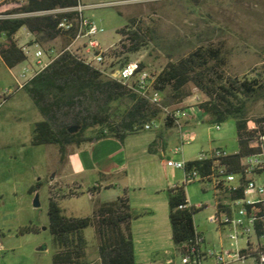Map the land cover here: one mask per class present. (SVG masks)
I'll return each mask as SVG.
<instances>
[{
	"label": "rangeland",
	"instance_id": "374dc122",
	"mask_svg": "<svg viewBox=\"0 0 264 264\" xmlns=\"http://www.w3.org/2000/svg\"><path fill=\"white\" fill-rule=\"evenodd\" d=\"M5 1L1 0L0 4ZM79 1L89 6L83 12L84 17L102 30L96 37L101 47H118L106 56L109 68L117 69L126 64L127 55L123 54L124 50L119 43L121 36L117 31L134 18L142 21L143 27L148 29L149 40L140 52L130 56V62L140 61L153 74H158L169 63H175L203 46L222 51L226 77L238 80L256 78L264 83V0ZM16 36L21 45L27 44L32 38L26 28L20 29ZM60 36L63 47L70 45L69 34L62 32ZM5 41L6 36L1 35L0 44ZM38 42L46 49L50 46L46 40ZM19 69L14 73H18ZM100 79L109 81L106 77ZM16 86L0 57V243L3 246L0 264H53L58 246L49 230L48 210L50 182L61 169L56 159L58 148L33 146L29 141L31 129L27 124L28 114L31 117L30 112L35 108L26 90L16 91L13 100L3 96L6 90ZM190 89L191 96L200 94L206 100L197 88L190 86ZM94 96L93 100L84 96L78 108L96 113L98 107L103 105L105 96ZM195 96L170 107H183L186 101L192 103ZM164 97L162 94L163 101ZM109 107L114 118L115 114L128 107V103L126 100L118 101ZM68 113L62 123L72 125L77 116V108L73 112L68 110ZM261 118H264V96L249 101L246 110L248 123L258 125L256 120ZM155 120L159 125L157 129L142 130L127 136L123 142L116 138H106L85 143L81 149L85 151L87 171L82 175L70 176L66 181L71 184V189H74L72 184L77 182L80 186L77 187V195L65 196V199L59 201L67 217L85 218L92 216L100 205L127 195L135 207L132 212L143 215L133 220L140 240L137 264H165L169 259L180 262L172 240L168 197L171 188L184 185L185 172L175 167H165L164 159L171 157L177 162L195 161L203 151L217 148L230 155L238 152L234 120L221 123L220 130L205 119L185 128L196 138L193 143L183 147V155L171 153L180 147L178 129L165 128L162 113ZM140 127L138 125L139 130ZM99 130V126L93 127L84 133V137H93V131ZM155 141L156 150L150 152V146ZM124 165L128 167V174H117L118 168ZM102 174L109 175L110 179L103 180ZM261 181H264V176ZM37 182L42 184L38 193L39 206H35L37 194L31 195L29 191ZM111 182L117 186L106 189ZM98 184L101 185L100 190ZM185 191L190 204L197 210L199 205L206 206L194 216L196 231L205 237V246L213 251L231 249L226 238L228 231L219 232L208 221L214 214L213 190L203 182H195L188 184ZM89 192L94 195V199L89 196ZM151 210L155 212V217ZM29 226L35 232L20 235L19 231ZM83 234L87 241V261L99 264L94 260L99 255L97 233L89 227ZM252 240L258 244L256 236L253 235ZM239 246L245 247L244 241L239 242ZM239 264H255L254 257Z\"/></svg>",
	"mask_w": 264,
	"mask_h": 264
},
{
	"label": "trees",
	"instance_id": "16d2710c",
	"mask_svg": "<svg viewBox=\"0 0 264 264\" xmlns=\"http://www.w3.org/2000/svg\"><path fill=\"white\" fill-rule=\"evenodd\" d=\"M79 0H30L25 7H20L14 1H5L0 4V14L9 15L17 12H43L58 8H75ZM65 15L56 17H35L27 19H8L0 21V36L5 35L6 41L0 44V57L8 68H14L26 61V56L18 47L15 36L22 28H26L33 34L36 40H54L62 34L57 30V25ZM74 17L75 14H70ZM149 31L143 27L142 21L131 19L124 28L117 31L121 36L123 54H126V64L130 62V56L140 52L149 40ZM76 35V31L70 34V41ZM123 37V38H122ZM66 43H69L67 41ZM61 60H69V64L63 70L72 72V82L75 88L73 104L68 109H74L82 103L83 97L93 100L95 94L105 96L102 106L96 113L86 110V118L79 114L73 124L55 131L48 122L36 124L34 129V146L56 145L59 147L61 162L63 163L67 148L72 145H81L89 140L84 133L90 128L99 126L97 140L115 137L123 141L127 136L138 134L142 130H135V126H142L146 122L153 121L162 113L161 108L144 101L137 94L130 92L125 86L114 81H102L99 73L89 67H85L71 55L61 57ZM225 60L219 48L198 47L189 56L175 63H169L161 72L155 74V88L165 95L163 105L171 106L181 104L191 97L190 86L197 88L205 95L206 100L201 105L204 119L208 123L221 124L228 120H234L237 127L238 152L224 160L229 167V172L238 173L241 169L242 158L252 154L246 139V110L247 104L252 99L257 100L264 96V83L256 78L244 80L231 79L225 76ZM83 66V67H82ZM145 65L140 64V68ZM127 101L128 107L114 115L109 105L115 102ZM120 110V109H119ZM260 129L264 131V118L257 119ZM80 125L82 128L75 134L68 132L71 126ZM165 128L172 129L173 123L165 122ZM153 152V144L150 146ZM210 164L188 161L187 171L196 169L208 172ZM187 185L174 186L169 190V219L172 229V240L176 251H180L183 245L191 243L196 237L194 216L199 209H181L187 201ZM41 188V183H36L30 189L33 194ZM96 190V189H95ZM49 230L58 246L53 256V264H91L86 259L87 241L83 231L89 227L94 228L98 235L99 264H137L135 260L134 238L131 230V222L143 215H135L129 206L126 196L118 198L114 202L100 205L92 216L85 218L67 217L57 201L49 202ZM35 232L29 226L22 228L19 233Z\"/></svg>",
	"mask_w": 264,
	"mask_h": 264
},
{
	"label": "built area",
	"instance_id": "2783aa9c",
	"mask_svg": "<svg viewBox=\"0 0 264 264\" xmlns=\"http://www.w3.org/2000/svg\"><path fill=\"white\" fill-rule=\"evenodd\" d=\"M6 1H14L20 7H25L30 0ZM87 8L89 6L79 3L75 8L0 14V21L65 15L57 25V30L69 35L76 31V35L70 45L58 54L57 59L71 55L77 61L98 72L99 77H106L109 81L117 82L144 101L161 108L165 122L171 121L173 127L179 131L180 147H176L171 153L172 155H183V147L193 143L196 138L191 131L185 128L204 119L201 110V105L205 101L204 97L196 94L192 103L186 101L187 104L180 108L164 106L162 92L155 88V74L147 67L140 68V61L127 63L117 69L107 67L106 56L117 50L118 47L116 45L105 49L101 47L96 37L102 30L94 22L84 17L83 12ZM70 14H75V16L70 17ZM31 35L32 38L27 44H19L17 36H15V41L25 54L26 61H37L39 70L32 72L31 69H25L20 75L17 86L4 92L5 98L13 95L16 91L25 89L32 80L28 77L29 74H33L34 78L50 66V64H43L42 60L47 57L46 51L35 36ZM76 108L77 114L86 118V109L78 108V106ZM68 110L73 112L75 108ZM158 127V121L153 120L144 123L140 129L153 131ZM134 129L138 130L139 128L135 126ZM216 129L220 130L221 126L216 124ZM245 132L249 148L254 152L242 158L241 169L238 173L229 172V167L224 163L229 154L220 148L203 151L197 159L202 164H210L208 172L196 169L187 171L188 161L186 160L177 162L171 157L164 159L165 167L184 170L185 185L203 182L213 190L214 205L212 208L214 214L208 221L217 227V231H228L226 238L231 247V249L222 248L220 251L210 250L205 246L206 240L203 234L197 232L193 242L184 244L180 251H176L180 262L169 259L165 264H239L244 263L250 257H254L255 264H264V181H261V177L264 176V131L256 123L249 122ZM76 195V192L69 194V196ZM89 196L94 199V195L90 192ZM63 197L65 195L57 187L51 189L52 200L57 201ZM191 207L188 199L184 205L180 206L181 209ZM198 208L203 209L206 206L199 205ZM253 235L257 237L258 244L253 242ZM241 241L245 243L243 248L239 246ZM2 251L3 246L0 243V253Z\"/></svg>",
	"mask_w": 264,
	"mask_h": 264
},
{
	"label": "crops",
	"instance_id": "0c3cea01",
	"mask_svg": "<svg viewBox=\"0 0 264 264\" xmlns=\"http://www.w3.org/2000/svg\"><path fill=\"white\" fill-rule=\"evenodd\" d=\"M49 44H50V46L48 47V49L43 47L44 50L46 51L47 57L44 58L42 60V62H43V64H50V66L46 70L42 71L40 74L36 75L34 78H33V74H29L28 77L32 78V80L30 81L29 85L25 89H22V90H26V92H27L26 95L30 98V100H31V102L35 108L34 110L32 109L33 110L32 112H30L32 115L31 117L28 114L29 119L27 122V124L29 125V127L31 129L30 130L31 134L29 137V141H31V143L33 141L35 126H36V124H38L40 122H48L49 124H51L52 128L55 131H57L58 129L61 130L65 126H70L67 122L62 123V121H64V119L68 116V114H69L68 108H69V106H71L73 104V100H74V96H75V88H74V84L72 82V76L73 75H72L71 71L65 72V70H63L65 68V66H67L69 64L70 61L69 60H63L62 61L61 58L57 59L58 54L62 51L59 49L60 48L65 49L69 45L63 47V42H62L61 36H58L54 40L50 41ZM83 66H84V70H85L86 65L83 64ZM17 68H20L18 73H14V71ZM7 69L9 70L10 75L14 78V85H17V82L20 79V75L24 72L25 69H31L32 72H38L39 64L35 60H28V61H25V62L19 64L18 66L14 67V68L10 69L7 67ZM12 86H13V84H12ZM8 98H9V100H13L14 95H12L11 97H8ZM90 129H92V128H90ZM98 133L99 132L93 131V137L91 135H87L86 138L89 140L88 142H92L93 140H97L96 136ZM107 138H115V137H107ZM103 139H106V138H103ZM116 139H118V138H116ZM100 140H102V139H100ZM119 141L123 142L121 140H119ZM88 142H84L79 146H77V145L69 146L67 148V155H66V158H65L63 163L61 162L60 150H59V147L57 146L58 151H57L56 159L59 160L60 165H61V169L58 171V173L56 175H54L52 177L51 182H50L51 189L53 187H57L58 190H60L61 193H63L67 197H69V194L72 192L77 193V191H78L77 187H80V186H78L77 182L72 184L74 186V189H71L70 188L71 184H68L66 181L70 176L82 175L84 173V171H87V166L85 163L86 160H84L85 151H82L81 147L85 143H88ZM154 145H156V141L153 143V152L156 150ZM46 146H56V145H46ZM127 168L128 167L125 165L120 166L117 170L118 171L117 174H120L121 172L122 173L125 172L128 174ZM102 179L108 180V179H110V176L107 174H102ZM37 183H40V182H37ZM41 186H42V184H41ZM116 186H117V184L111 182L106 187V189H109L111 187H116ZM65 187H67L69 189H65ZM98 188H99L98 190H100V188H101L100 184H98ZM51 189L49 192L50 193V199H51ZM29 191H30V189H29ZM39 191H40V189L37 192H35L33 194L30 193V194L31 195L37 194V196H38ZM124 196L127 197V195H124ZM121 197H123V196H121ZM118 198H120V197H118ZM62 199H65V198L63 197V198L57 200V202L59 203V201H61ZM128 201H129L130 209H131V211H133V209H135V207L130 202L129 198H128ZM49 202H50V200H49ZM110 202H114V201L112 200ZM110 202H106V203H110ZM151 213H153L152 216H154V217L156 216V214L153 210H151ZM131 230H132V234H133V238H134L135 260L137 262L138 251H139L138 245H140V243H139L140 240L138 239V235H137L136 228H135V222H133V221L131 222ZM94 260H95V262H99L100 261L99 255Z\"/></svg>",
	"mask_w": 264,
	"mask_h": 264
},
{
	"label": "water",
	"instance_id": "95a60500",
	"mask_svg": "<svg viewBox=\"0 0 264 264\" xmlns=\"http://www.w3.org/2000/svg\"><path fill=\"white\" fill-rule=\"evenodd\" d=\"M81 128L82 127L80 125L71 126V127L68 128V132L71 133V134H75L78 131H80ZM35 206H39L38 196H36V199H35Z\"/></svg>",
	"mask_w": 264,
	"mask_h": 264
}]
</instances>
